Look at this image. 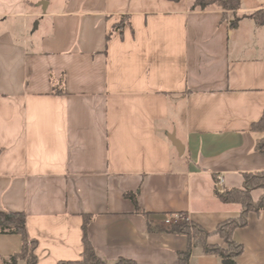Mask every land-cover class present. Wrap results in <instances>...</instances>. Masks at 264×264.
<instances>
[{
  "label": "crops",
  "instance_id": "crops-1",
  "mask_svg": "<svg viewBox=\"0 0 264 264\" xmlns=\"http://www.w3.org/2000/svg\"><path fill=\"white\" fill-rule=\"evenodd\" d=\"M240 2L239 15L264 9ZM190 6L0 0V212L25 215L36 264L80 259L83 216L106 264H177L187 239L161 228L177 214L226 248L213 232L240 207L214 191L264 172L251 132L264 110V26L232 29L231 12ZM231 238L235 264H264V211ZM20 245L0 235V264ZM188 263L222 264L200 244Z\"/></svg>",
  "mask_w": 264,
  "mask_h": 264
},
{
  "label": "trees",
  "instance_id": "trees-1",
  "mask_svg": "<svg viewBox=\"0 0 264 264\" xmlns=\"http://www.w3.org/2000/svg\"><path fill=\"white\" fill-rule=\"evenodd\" d=\"M179 2L180 0H169ZM190 10L205 11L209 8H217L225 13L231 12L232 19L230 28H235L238 22L243 18H249L258 26H264V9L257 10L249 14H238L241 9L240 0H190ZM122 28L121 23L114 27L115 30ZM109 39V37H107ZM54 93H62L54 90ZM251 132L259 135L255 141L254 149L257 153L264 157V110L260 119L252 124ZM242 189L215 190V197L224 204H236L240 207V213L237 218L228 219L220 223L214 230L213 234H217L226 244V248H219L206 244V238L209 233L201 229L198 225L186 219L182 214H177L185 218L184 221L173 223L166 227H161L162 231L168 234L184 235L187 239V249L177 254V264H189V258L192 246L200 244L207 253H215L221 258L222 264H235L234 258L241 253V246L237 245L231 238L232 232L237 228L246 225L247 215L249 212L264 211V172L245 173L243 174ZM260 191L261 194L257 200H253L251 193ZM139 212L136 205L134 194H126ZM147 217V215H145ZM90 222L89 216H83L82 223V244L83 250L80 259L77 261H62L58 264H106L99 259L94 252L87 238V226ZM0 235H17L20 237V250L9 256L3 264H36V257L33 254L35 243L27 239L25 232V215L23 213L0 212ZM113 264H135L132 261L119 259Z\"/></svg>",
  "mask_w": 264,
  "mask_h": 264
},
{
  "label": "built area",
  "instance_id": "built-area-1",
  "mask_svg": "<svg viewBox=\"0 0 264 264\" xmlns=\"http://www.w3.org/2000/svg\"><path fill=\"white\" fill-rule=\"evenodd\" d=\"M218 179H219V181L221 180L220 178H218ZM184 220H185L184 217L179 216V215H174L173 217H169L168 219H166L163 224L165 226H169V225H171L173 223L182 222Z\"/></svg>",
  "mask_w": 264,
  "mask_h": 264
},
{
  "label": "rangeland",
  "instance_id": "rangeland-1",
  "mask_svg": "<svg viewBox=\"0 0 264 264\" xmlns=\"http://www.w3.org/2000/svg\"><path fill=\"white\" fill-rule=\"evenodd\" d=\"M34 24H35V21H31V22H30V25H29V29H30L29 36H30V37H31V35H33V34H31V30H33V28H34ZM257 194H258V192H255L254 196H256Z\"/></svg>",
  "mask_w": 264,
  "mask_h": 264
},
{
  "label": "water",
  "instance_id": "water-1",
  "mask_svg": "<svg viewBox=\"0 0 264 264\" xmlns=\"http://www.w3.org/2000/svg\"><path fill=\"white\" fill-rule=\"evenodd\" d=\"M36 28V23L34 24V29ZM172 139V138H171ZM172 141V143L174 144V146L177 148V149H181V147H180V145L178 144V142H176L175 140H171Z\"/></svg>",
  "mask_w": 264,
  "mask_h": 264
}]
</instances>
